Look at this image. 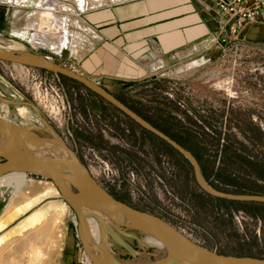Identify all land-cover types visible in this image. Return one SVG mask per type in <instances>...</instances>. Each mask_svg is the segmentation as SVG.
<instances>
[{
    "label": "rangeland",
    "instance_id": "rangeland-1",
    "mask_svg": "<svg viewBox=\"0 0 264 264\" xmlns=\"http://www.w3.org/2000/svg\"><path fill=\"white\" fill-rule=\"evenodd\" d=\"M53 1L76 6L70 0ZM78 1L83 8L91 6L90 0ZM40 2L0 0V48L50 56L66 67L74 61V70L80 72L86 47L71 45L77 35L82 44L87 36L80 12L70 15L77 22L66 23L69 40L60 57L54 48L62 44L57 21L45 13L68 15L65 8ZM208 42L168 62H142L146 70L142 67L131 79L110 78L104 84L195 153L207 184L231 193L264 195V40L232 36L224 43ZM17 102L26 106L22 117ZM2 114L40 135L49 136L52 130L103 188L135 209L161 217L192 241L224 255L264 258V206L223 203L207 195L181 154L79 83L0 61ZM136 143L137 149L132 147ZM44 181L49 180L27 173L8 187L0 186V264H92L82 253L73 210L63 206L59 192L52 195ZM27 200L34 201L33 207L26 208ZM37 210L42 212L39 222L19 227ZM124 230L116 231L136 253L112 237L110 244L125 264L163 255L139 243L136 231Z\"/></svg>",
    "mask_w": 264,
    "mask_h": 264
},
{
    "label": "water",
    "instance_id": "water-1",
    "mask_svg": "<svg viewBox=\"0 0 264 264\" xmlns=\"http://www.w3.org/2000/svg\"><path fill=\"white\" fill-rule=\"evenodd\" d=\"M0 61L22 64L64 76L94 92L104 101L111 103L144 130L153 133L179 155L181 154L190 163L197 185L207 195L222 200L264 204V195L262 194L231 193L218 190L211 184H207L200 170L198 159L190 150L155 127L136 111L131 110L123 102H120L108 89L103 88L93 79L91 80L70 67L62 66L36 52L0 48ZM17 103L21 104L20 102ZM0 129L5 134L4 142L0 143V176L10 172H25L36 177L41 176L52 182L58 189L63 202L70 206L77 218L78 239L92 264H104L97 255L99 252L106 254L112 261L119 264V260L114 258L104 245L94 241L89 231L87 218L94 217L100 220L98 212L108 216L120 228L132 229L138 235L145 233L155 237L161 243L164 252H162L161 258L155 260L154 264H179V261L191 264H264V258L224 255L209 250L198 242L192 241L161 217L137 210L129 204L117 200L94 179L82 161L57 135H40L35 133L31 126L19 125L1 116ZM18 132L28 134L33 140H41L48 144L55 143L63 152V157L42 154L40 151L36 152V150L27 148L20 142ZM83 207L91 209V211L86 213ZM113 228L114 230L117 229ZM114 230L109 231L110 236L125 250L135 254L131 245L119 237Z\"/></svg>",
    "mask_w": 264,
    "mask_h": 264
},
{
    "label": "crops",
    "instance_id": "crops-1",
    "mask_svg": "<svg viewBox=\"0 0 264 264\" xmlns=\"http://www.w3.org/2000/svg\"><path fill=\"white\" fill-rule=\"evenodd\" d=\"M77 12L87 36L82 44L80 36L75 34L77 37L71 45L79 49L86 47L80 59L85 65L81 72L95 79L112 74L116 67L123 72L127 65V72L133 75L142 67L146 70L142 62L147 60L168 62L189 54L213 40L218 29V15L202 8L198 0H118L62 15L66 39L54 47L58 52L67 46L66 23L73 24L76 19L70 15ZM236 37L263 41L264 22L242 25ZM72 64L75 66L76 62ZM115 75L123 77V74Z\"/></svg>",
    "mask_w": 264,
    "mask_h": 264
},
{
    "label": "bare ground",
    "instance_id": "bare-ground-1",
    "mask_svg": "<svg viewBox=\"0 0 264 264\" xmlns=\"http://www.w3.org/2000/svg\"><path fill=\"white\" fill-rule=\"evenodd\" d=\"M70 1H72L76 4L75 8H73L72 5H65L62 2L58 3V2H55L53 0H41L40 5L43 7L47 6V7L56 9V10L61 9V8H65L66 12H70V13L74 12L76 8L82 10L83 7H82V4H80V1H78V0H70ZM112 1L111 0H90L87 2H89V4H91V6H89V7H96V6L103 5V3H108V2H112ZM45 14H46V16H51L52 17L51 19L54 20L55 23L57 21V24H54V25H56V29H57L58 33H60V36L62 39L61 43H62L66 39V33L62 27L64 19H62V17L54 16V14L50 11H47V13H45ZM45 14L43 13L44 16H45ZM4 100L6 101V99H4ZM17 109H18L19 116L22 117L25 113L26 106L24 105V103H21V105ZM0 116L7 119V120L9 119V118H7V116L5 114H2ZM42 123H43V121H42ZM48 128H47V130H48ZM49 133H50V135L52 134L53 136L56 135V133H54L52 130L51 131L49 130ZM17 134L19 136L20 142L22 144H24L27 148H30L31 150H36V152L40 151V153H42V154L58 155L61 157H63V155H64L63 152L55 145V143L48 144V143L41 141V140H33L28 134L22 133V132H20V133L18 132ZM4 138H5V134L0 129V143L4 142ZM25 174H27V173H25V172L24 173H22V172H10L8 174L1 175L0 176V186L8 187L12 183L18 182L22 177H24ZM44 183L47 186V189L50 190V193L52 195L58 194L59 191H57L58 189L56 190V187L54 186V184H52V182L44 181ZM44 188L46 189V187H44ZM25 202H26L25 203L26 208L33 207L32 203L34 201L32 202V200H27ZM61 203H63V202H61ZM23 205H24V203H23ZM63 206H65V203H63ZM23 207H25V206H23ZM20 208H21V206H20ZM23 209H25V208H23ZM83 210L86 213L91 211V209H88L86 207H83ZM16 211H17V209H16ZM20 211H22V210H20ZM41 213H42L41 211L37 210V211L27 215L25 220L20 224L19 227L25 228L26 225L32 224L34 222H39L40 216H42ZM98 215L100 216V220L95 219L94 217H88L87 218L89 231L91 232V235H92L94 241L96 243L99 242L102 245H104L106 247V249H108L112 255L113 250L111 248V245L109 244L110 239H111L109 231L114 230L113 227L117 228L116 230H119L120 232H124V233L126 230H124L123 228H120L115 223H113L112 219H110L108 216H105V214L98 212ZM1 227H2V225H0V230H1ZM116 230H114V231L118 234V232ZM119 237H121V236L119 235ZM138 240H139V243H142L143 245H145L147 247L153 248L156 252H164V249H163L161 243H159L158 240H156V238L152 237L151 235L142 233L138 236ZM108 241H109V243H108ZM135 253H136V251H135ZM97 255H99V257L103 260L104 264H117L114 261H112L106 254H101L99 252ZM113 256H114V258L119 260V264H125L119 258H117L114 254H113ZM85 258H87L91 261L88 254L86 253V251H85ZM159 258H161V257H158L155 260H158ZM155 260L145 256L144 258L143 257L141 258L140 263H142V264H154ZM178 263L179 264H191V263L185 262V261H183V262L179 261Z\"/></svg>",
    "mask_w": 264,
    "mask_h": 264
},
{
    "label": "built area",
    "instance_id": "built-area-1",
    "mask_svg": "<svg viewBox=\"0 0 264 264\" xmlns=\"http://www.w3.org/2000/svg\"><path fill=\"white\" fill-rule=\"evenodd\" d=\"M198 2L206 11L218 15V29L214 33L213 42L224 43L232 36L236 37L241 26L246 23L264 22V0H198ZM62 50L60 49L58 53L60 57ZM44 56L51 59L50 56ZM69 67L74 70V64H70ZM79 264L86 263L81 260Z\"/></svg>",
    "mask_w": 264,
    "mask_h": 264
},
{
    "label": "flooded vegetation",
    "instance_id": "flooded-vegetation-1",
    "mask_svg": "<svg viewBox=\"0 0 264 264\" xmlns=\"http://www.w3.org/2000/svg\"><path fill=\"white\" fill-rule=\"evenodd\" d=\"M126 66L127 65H125V67H124V71L122 72H120V67H116V69L115 70H113V73L112 74H106L104 77H101V78H99V79H95V78H91V77H89V76H87V75H85L84 73H82L81 71L79 72L80 74H82V75H84V76H86V77H88V78H90L91 80L93 79L94 81H96L100 86H102L103 88H105V89H108L120 102H123L125 105H127L131 110H133L134 112L136 111L131 105H129V103H127V102H125L123 99H120V98H118L117 96H116V94L110 89V88H108L107 87V85H105L104 84V82L106 81V79H115V80H120V78L121 77H119V76H116V75H114V74H123V77L122 78H124V79H131V78H129V77H132L133 75L131 74V73H129V71L127 72V70H128V67L126 68ZM111 67V68H110ZM109 70H112V66H110L109 65ZM133 82V81H132ZM123 83V82H122ZM81 85V84H80ZM82 86V85H81ZM85 88V87H84ZM86 89V88H85ZM122 89H124L123 87H122ZM88 90V89H87ZM90 91V90H89ZM91 92V91H90ZM92 93V92H91ZM94 93V92H93ZM95 94V93H94ZM96 95V94H95ZM96 96H98V95H96ZM99 97V96H98ZM100 98V97H99ZM102 101H104L102 98H100ZM105 103H108V102H106V101H104ZM110 105H112L111 103H109ZM113 106V105H112ZM118 112H120V114H122V115H124V116H126L127 118H129L135 125L137 124V123H135L129 116H127L126 114H124L122 111H120V110H118L115 106H113ZM137 112V111H136ZM138 113V112H137ZM139 114V113H138ZM140 115V114H139ZM141 116V115H140ZM144 117V116H143ZM145 118V117H144ZM146 119V118H145ZM147 120V119H146ZM148 121V120H147ZM138 125V124H137ZM139 126V125H138ZM140 127V126H139ZM142 130H144L142 127H140ZM127 130V132L129 133V136L130 137H132V136H135V134H134V130H133V132H131V130H128V129H126ZM146 132H148L147 130H145ZM148 133H151V132H148ZM166 133V132H165ZM151 134H153V133H151ZM154 135V134H153ZM120 136V135H119ZM155 137H157L156 135H154ZM158 138V137H157ZM159 139V138H158ZM159 140H161V139H159ZM130 141V140H129ZM135 140H131L130 141V143H133ZM162 141V140H161ZM136 142H137V140H136ZM163 142V141H162ZM164 143V142H163ZM134 144V143H133ZM138 144L136 143L135 144V146H133L132 145V147L133 148H136L137 149V146ZM134 157H135V155H134ZM109 193H111L117 200H119V201H122V202H125V203H127V204H129L127 201H125V200H122L120 197H117L113 192H112V190L110 189H106ZM130 205V204H129ZM131 206V205H130ZM133 207V206H132ZM134 208V207H133ZM138 210V209H137ZM120 236H121V238L125 241V242H127L128 243V241L123 237V235L122 234H120ZM138 242H139V240H138ZM129 244V243H128Z\"/></svg>",
    "mask_w": 264,
    "mask_h": 264
},
{
    "label": "trees",
    "instance_id": "trees-1",
    "mask_svg": "<svg viewBox=\"0 0 264 264\" xmlns=\"http://www.w3.org/2000/svg\"><path fill=\"white\" fill-rule=\"evenodd\" d=\"M192 154L196 156L195 153L192 152ZM196 157H198V156H196ZM212 198H214V197H212ZM214 199L217 200V201H219V202H223V203L224 202H226V203H235V204L241 203V204L248 205V206H251V207L252 206H264V204L257 203V202H241V201L235 202V201H230V200H226V199H224V200L218 199V198H214Z\"/></svg>",
    "mask_w": 264,
    "mask_h": 264
}]
</instances>
